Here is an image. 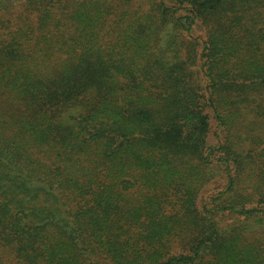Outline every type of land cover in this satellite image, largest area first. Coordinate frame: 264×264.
Segmentation results:
<instances>
[{"label":"trees","instance_id":"1","mask_svg":"<svg viewBox=\"0 0 264 264\" xmlns=\"http://www.w3.org/2000/svg\"><path fill=\"white\" fill-rule=\"evenodd\" d=\"M0 264H264V0H0Z\"/></svg>","mask_w":264,"mask_h":264},{"label":"rangeland","instance_id":"2","mask_svg":"<svg viewBox=\"0 0 264 264\" xmlns=\"http://www.w3.org/2000/svg\"><path fill=\"white\" fill-rule=\"evenodd\" d=\"M199 31H196V32H194L195 34H197Z\"/></svg>","mask_w":264,"mask_h":264}]
</instances>
